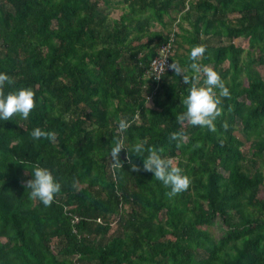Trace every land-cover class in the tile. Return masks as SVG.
Here are the masks:
<instances>
[{
    "label": "trees",
    "instance_id": "obj_1",
    "mask_svg": "<svg viewBox=\"0 0 264 264\" xmlns=\"http://www.w3.org/2000/svg\"><path fill=\"white\" fill-rule=\"evenodd\" d=\"M179 15L192 28L181 35ZM172 35L182 72L155 82ZM199 44L232 92L216 131L176 119ZM260 66L264 0H0V71L39 98L27 120H0V264H264ZM122 117L130 141L163 147L192 177L188 190L169 197L127 149L113 166ZM37 126L55 142L33 139ZM36 162L62 181L51 206L27 190Z\"/></svg>",
    "mask_w": 264,
    "mask_h": 264
},
{
    "label": "clouds",
    "instance_id": "obj_2",
    "mask_svg": "<svg viewBox=\"0 0 264 264\" xmlns=\"http://www.w3.org/2000/svg\"><path fill=\"white\" fill-rule=\"evenodd\" d=\"M205 52L206 46L203 44L195 45L190 50L189 67L192 73L183 77L190 86L187 93L182 95L184 110L176 115V119L181 123L186 121L192 126L216 131L217 119L224 112V100L230 98L232 92L218 69L200 62V57ZM172 67L177 73L182 72L176 63ZM14 83V77L8 72L0 71V120L2 121L13 120L14 117L27 120L38 103L39 98L33 87L24 86L9 90V86ZM117 124V131L120 134L114 137L111 147L113 166L121 165V150L127 149L130 158L131 154L144 157L143 170L153 172L155 179L170 189L167 192L169 197L189 189L192 177L175 162L173 157L165 154L163 147L153 146L148 149L145 140L137 138L135 141H130L127 137L130 121L126 118H120ZM224 127H228L227 121L224 122ZM180 135L173 133V138L176 139ZM31 136L35 140L43 137L55 142L57 133L37 126L31 131ZM132 167L133 170H141L139 164L133 163ZM30 172L31 178L26 182L27 190H30V198L39 200L45 206H51L62 191L61 179L52 168L39 162L31 166Z\"/></svg>",
    "mask_w": 264,
    "mask_h": 264
},
{
    "label": "built area",
    "instance_id": "obj_3",
    "mask_svg": "<svg viewBox=\"0 0 264 264\" xmlns=\"http://www.w3.org/2000/svg\"><path fill=\"white\" fill-rule=\"evenodd\" d=\"M176 37L160 46L158 54L152 59L148 76L155 82H160L165 74L173 69V56L176 51Z\"/></svg>",
    "mask_w": 264,
    "mask_h": 264
},
{
    "label": "crops",
    "instance_id": "obj_4",
    "mask_svg": "<svg viewBox=\"0 0 264 264\" xmlns=\"http://www.w3.org/2000/svg\"><path fill=\"white\" fill-rule=\"evenodd\" d=\"M119 8V7H118ZM120 10L122 9V7H120L119 8ZM168 19V18H167ZM177 22L175 23V24H177V25H173V28L175 29V28H178V32L180 33V35L181 34H183L182 32L183 31H181V29H180V25H182V27H184L185 29H187V30H190V29H192L191 28V22L190 21H188L187 19H183V16H181V15H179L178 16V19L176 20ZM177 30V29H176ZM189 46L188 45H185V48H188Z\"/></svg>",
    "mask_w": 264,
    "mask_h": 264
},
{
    "label": "rangeland",
    "instance_id": "obj_5",
    "mask_svg": "<svg viewBox=\"0 0 264 264\" xmlns=\"http://www.w3.org/2000/svg\"><path fill=\"white\" fill-rule=\"evenodd\" d=\"M121 13V10L119 9V10H114L113 9V11H112V17H117V15H119ZM235 43H238V44H242L243 46H245V47H248V44H247V42H245V41H243V40H240V39H237V40H235ZM258 69L261 71V73H262V75H263V77H264V66H260V67H258ZM151 103V102H150ZM238 136L239 137H242V134H240V133H238ZM215 230V232H216V235L217 236H220V231L216 228V229H214Z\"/></svg>",
    "mask_w": 264,
    "mask_h": 264
}]
</instances>
